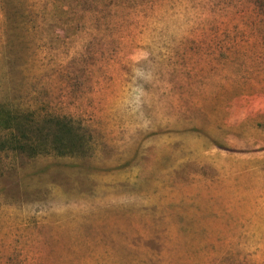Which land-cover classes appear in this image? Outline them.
<instances>
[{
  "label": "rangeland",
  "instance_id": "obj_1",
  "mask_svg": "<svg viewBox=\"0 0 264 264\" xmlns=\"http://www.w3.org/2000/svg\"><path fill=\"white\" fill-rule=\"evenodd\" d=\"M126 1L0 0V105L84 142L0 140V264H264V0Z\"/></svg>",
  "mask_w": 264,
  "mask_h": 264
},
{
  "label": "trees",
  "instance_id": "obj_2",
  "mask_svg": "<svg viewBox=\"0 0 264 264\" xmlns=\"http://www.w3.org/2000/svg\"><path fill=\"white\" fill-rule=\"evenodd\" d=\"M47 1L45 16L51 23L72 17L79 11V8L73 6H84V1H89L93 6L110 2V0ZM113 1L121 5L127 3L126 0ZM72 2L74 5H71ZM77 131L71 118L66 115L41 112L32 108L13 110L0 105V140L6 147L26 153L28 156L44 154L48 150H54L58 155L73 153L84 146L83 139L77 135Z\"/></svg>",
  "mask_w": 264,
  "mask_h": 264
}]
</instances>
